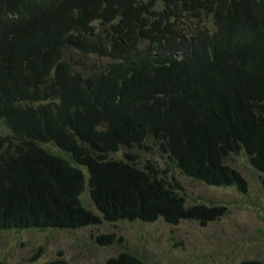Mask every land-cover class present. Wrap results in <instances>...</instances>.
Listing matches in <instances>:
<instances>
[{"label": "trees", "instance_id": "obj_1", "mask_svg": "<svg viewBox=\"0 0 264 264\" xmlns=\"http://www.w3.org/2000/svg\"><path fill=\"white\" fill-rule=\"evenodd\" d=\"M152 145L245 191L243 152L264 184V0H0V229L213 220L224 206L189 205L169 167L140 163Z\"/></svg>", "mask_w": 264, "mask_h": 264}, {"label": "rangeland", "instance_id": "obj_2", "mask_svg": "<svg viewBox=\"0 0 264 264\" xmlns=\"http://www.w3.org/2000/svg\"><path fill=\"white\" fill-rule=\"evenodd\" d=\"M78 56L72 49L66 51L67 59L75 61ZM140 152V163L151 159L170 168L183 184L189 205H222L224 209L205 224L200 219H183L176 224L137 219L102 221L76 229H0V259L8 264H27L63 256L74 263L105 264L121 250L131 251L150 264H239L244 258L264 259V184L261 173L243 152L233 154L229 162L247 180L245 191L187 177L154 145ZM121 155L123 150L118 152ZM81 198L97 212L88 188ZM103 234H114V242L100 241Z\"/></svg>", "mask_w": 264, "mask_h": 264}]
</instances>
